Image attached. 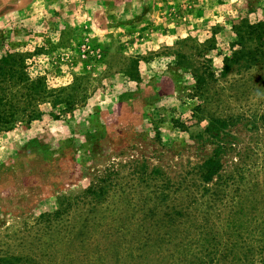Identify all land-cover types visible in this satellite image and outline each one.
<instances>
[{
  "label": "rangeland",
  "instance_id": "rangeland-1",
  "mask_svg": "<svg viewBox=\"0 0 264 264\" xmlns=\"http://www.w3.org/2000/svg\"><path fill=\"white\" fill-rule=\"evenodd\" d=\"M263 19L264 0H0V258L264 264V60H225Z\"/></svg>",
  "mask_w": 264,
  "mask_h": 264
},
{
  "label": "trees",
  "instance_id": "trees-1",
  "mask_svg": "<svg viewBox=\"0 0 264 264\" xmlns=\"http://www.w3.org/2000/svg\"><path fill=\"white\" fill-rule=\"evenodd\" d=\"M237 34L239 37V42L237 43L241 46L242 51L234 53V55L229 58L226 57V62L230 66L233 63H238L243 58L239 57V53L248 49V54L245 55L246 62L248 64H254L257 61L264 60V19L257 23H250L249 21H244L242 24L237 26ZM245 52V51H244ZM242 55V54H241ZM244 55V54H243ZM242 55V56H243ZM6 61L3 59L2 62ZM228 65L225 67V71L228 69ZM2 73H0L1 75ZM5 115L11 117V114H6V112L0 111V128L7 126L9 120H4ZM227 127V122L219 118L211 119L209 132L212 134L224 132ZM221 146L214 150V153L209 157L204 163V178L206 180H211L222 168L221 163ZM0 264H18L13 259L0 258Z\"/></svg>",
  "mask_w": 264,
  "mask_h": 264
}]
</instances>
